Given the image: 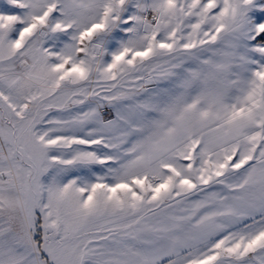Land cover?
Segmentation results:
<instances>
[{"label": "snow or ice", "instance_id": "6c2138e0", "mask_svg": "<svg viewBox=\"0 0 264 264\" xmlns=\"http://www.w3.org/2000/svg\"><path fill=\"white\" fill-rule=\"evenodd\" d=\"M0 264H264V0H0Z\"/></svg>", "mask_w": 264, "mask_h": 264}]
</instances>
